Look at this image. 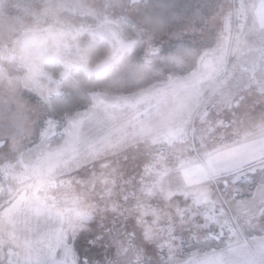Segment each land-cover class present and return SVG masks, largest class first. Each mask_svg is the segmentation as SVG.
<instances>
[{
    "label": "snow or ice",
    "instance_id": "1",
    "mask_svg": "<svg viewBox=\"0 0 264 264\" xmlns=\"http://www.w3.org/2000/svg\"><path fill=\"white\" fill-rule=\"evenodd\" d=\"M141 4L0 0V264H264V0Z\"/></svg>",
    "mask_w": 264,
    "mask_h": 264
},
{
    "label": "clouds",
    "instance_id": "2",
    "mask_svg": "<svg viewBox=\"0 0 264 264\" xmlns=\"http://www.w3.org/2000/svg\"><path fill=\"white\" fill-rule=\"evenodd\" d=\"M199 0H142L141 8L146 13H157L165 10H173L179 5L183 4H195ZM131 23V22H130ZM135 32H139L145 44L151 43L154 46L161 48L164 55L161 59H166L168 56L176 55L175 51H166L170 43L175 39L173 30L170 27H164L159 31L150 32L144 30L141 26H137L134 29ZM156 61L153 64L149 65L143 61L142 54L139 58L133 57L127 60L124 64L119 66L113 77L110 79V84L115 88H123L128 81L134 80L137 73H143L147 78L153 74L155 68L157 67ZM8 71L15 74L17 69L15 67H9ZM22 74V73H21ZM84 87V82L82 80H75L70 83L65 84V90L68 92H73ZM14 107V106H13ZM22 108L26 112H29L32 119L31 121H25L23 123V131L19 136V144L24 146H30L32 141L36 139L37 136V127H36V116L31 113L32 104L28 100L27 96L22 98ZM8 113L0 114V137H7L8 132L6 131V126L9 124ZM9 146H11L12 141H8ZM3 194L0 193V196ZM105 248L112 249L111 258H115V250L110 242H107L104 245ZM147 264V260H146Z\"/></svg>",
    "mask_w": 264,
    "mask_h": 264
}]
</instances>
